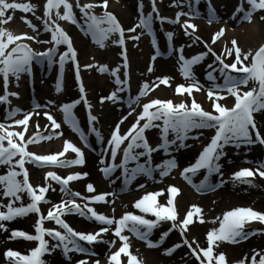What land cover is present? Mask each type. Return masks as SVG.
<instances>
[{
  "label": "snow or ice",
  "instance_id": "snow-or-ice-1",
  "mask_svg": "<svg viewBox=\"0 0 264 264\" xmlns=\"http://www.w3.org/2000/svg\"><path fill=\"white\" fill-rule=\"evenodd\" d=\"M151 11L144 13L143 0L138 5L140 15L138 22L132 28L125 29L113 12L108 11V0H96V2L80 3L76 0L75 7L79 8L83 25L82 31L91 36L92 41L99 47H106V41L111 39L113 44L125 46L126 39H139V35L127 36L126 33H134L139 27L152 37L153 47L156 49L152 57L154 61L157 56L161 55L157 41L154 35V21L163 24L167 21L170 24L180 23L184 35L188 36L193 43L199 42L201 38L196 36L197 25L193 23V19L199 16V10L193 5L192 0H172L173 6L187 5L188 11H184L181 7L180 11L175 13V18L161 15L157 8V0H150ZM199 3V0H196ZM209 13L208 23L219 19L216 15L212 0H207ZM236 7V12H242V19L251 21L252 15L257 10H264V0H246ZM36 6L31 3H19L12 0H0V25L12 19L11 16H5L8 9H22L24 12L32 11ZM63 8L61 12L60 9ZM101 7L103 11L97 14L94 9ZM53 10H55L56 19L52 18ZM235 14V13H234ZM188 17L181 23V17ZM40 18V17H38ZM42 19L45 32L50 33V39L40 41L38 35H29L28 33L14 34L12 31L0 26V76L3 78L4 94L0 95V103H8L11 105L9 96H18L16 92H9L8 85L10 77H14L19 82L22 74H32L33 63L42 64L47 61L49 67L58 64L59 73L56 81V91L59 93L63 87V73L66 64L70 61L75 70V78L79 82L80 99L60 104L59 110L63 114V124H67L73 132L77 133L84 147L90 148L88 137L80 126V122L73 111L77 104L83 101L87 109L89 132L93 133L98 141H104L101 131L95 127L98 117L92 113V105L86 97V89L81 78V65L78 59V50L74 45L73 38L62 27L58 20H64L73 24H78L76 14L73 11V4L70 0H46L44 4V15ZM264 19V16L261 17ZM38 33V28L32 24L30 20L26 21ZM226 29L221 26L219 30L211 36V41H204L205 51H200L185 56V45L178 47L173 46L174 32L167 31L165 33L168 40L169 54L178 53V66L181 76L187 83L177 84L175 93L183 96L185 93L191 102L181 99L175 102L173 99L152 98L141 105V111L136 115L135 121L130 127L121 132V124L127 119L122 116L111 130L107 138L106 145L103 148L99 163L100 171L105 179H109L110 183L115 184L116 179L122 180L120 191L128 190L129 186L138 176H144L149 180H156L155 173L158 171L160 178L170 174V172L178 167L177 159L172 153L189 145L186 141L198 139L202 134L200 130H214L209 142L203 146L198 156L191 164L185 166L181 172V177L194 187L197 191L212 190L224 183L220 180L218 184L212 185L209 178L213 174L223 176L221 158L226 155V146H234L240 148L241 145H252L259 143L264 145V135L261 134L254 114L264 112V44L253 52L251 49L243 51L237 44L235 38L231 40V46L227 45L224 51L217 53L213 45L223 37ZM118 38H113L117 36ZM30 40L37 43H50L48 47L42 51L32 48L29 43L23 41ZM65 46L63 51L60 47ZM211 54L214 57L212 63L207 65L209 71L205 73L206 79L210 82L207 86L202 84L196 77L194 66L204 60L206 56ZM123 59L124 79H121L118 72L120 66L109 68L106 64L98 62L84 64V69L95 68L98 72H110L115 78L116 87L107 96H101L100 102L110 101L112 103H126L130 109L128 115L135 112L133 104L140 105L142 97H147L149 93L158 88L160 84L170 86L171 78L168 76L156 77L151 83L142 82L135 96L129 95L126 99L122 96L130 90V81L128 79L129 60L127 58L126 49L121 52ZM58 57V60L56 59ZM228 57H232L230 63L226 62ZM153 66L149 65L148 71L151 72ZM219 73V77L215 73ZM222 79V82L220 80ZM252 85L249 87V85ZM247 88V90H244ZM206 91V98L210 103L212 110L205 109L199 103L194 92ZM226 96L234 98V103L229 107L222 101ZM55 105V101L49 100L47 104L40 105L35 103L33 109H48ZM18 114H22V118H15ZM39 116L36 111H25L19 107H9L6 120L9 123L0 122V167L6 168V171L0 173V230L7 231V224L17 217H24L30 213H35L37 219L34 224L35 234H30L24 230L12 229L9 239L25 238L30 241H37V245L30 249L28 254H22L19 251L7 249L4 252L5 258L9 264H45L42 257L45 254L52 253L55 249H62L65 257L71 259L69 253L78 252L84 254L95 255L89 247H85L81 241L93 245L96 242L104 240L102 233L112 231L121 241L116 251L111 252L108 256L109 264H122V254L126 257L123 264H142L132 251H130L129 236L124 235L127 230L138 239L145 241L149 247H157L162 245L164 239L174 229L180 231L183 237L181 242H177L170 247L164 249L166 255H171L181 244L187 245L199 264H228L226 254L220 252L214 255V245L221 241L236 243L239 240H246L256 231H264V229H253L248 231L246 225L253 221L264 223V212L257 211L252 207H234L223 213L219 220V227L210 229L207 232V247H200L196 243L193 247L195 238L190 242L187 239L186 232L189 225L193 223V216L203 222L201 208L193 205L185 214L183 219L178 218V206L174 202L179 189L176 186L169 185L168 188L158 189L156 191L145 192L140 198L133 202L134 209L139 210L140 214L133 211H125L116 218L104 213L98 212L91 205L93 203H111L108 197L114 196V193H97L93 183L86 185V191L90 195L84 196L79 191H73L70 188V182L87 177V172H69L67 175H60L56 171H46L44 173L43 184H33L30 180V170L26 165L36 167L50 168H69L72 166H80L85 164V154L81 147L74 144L71 140L65 139L63 148L57 152L47 154H37L30 151L28 146L40 141L50 140L55 137H61L62 132L56 131L61 128V122L57 121L52 112L45 110L43 115L49 121L43 126L47 129L45 132L41 129V125L35 124V131L31 135L25 136L30 130V119L33 116ZM20 126L22 130L16 131L12 126ZM159 129L160 142L153 147L146 136V130ZM195 135H192L193 133ZM171 135V139L169 138ZM6 142V143H5ZM163 151L168 158L161 160L159 163H153V153ZM71 151L75 154L74 158H67L66 153ZM122 153V158L117 162L118 156ZM105 154H109L107 157ZM141 158H144L143 160ZM120 170V176L110 179L113 174ZM201 170H205L204 178L197 185L193 181ZM264 177V163H258L253 170L249 168H241L231 174L234 182L243 184H252L250 177L256 174ZM52 182L59 185V190L63 194L59 202L53 203L46 195L53 188ZM138 189H143L145 184H137ZM167 193L166 205L158 201V197ZM27 196L28 202L24 203ZM81 202H78V199ZM7 203H4V200ZM19 202V203H18ZM42 204H50L47 213L42 211ZM78 214L89 220L100 223L101 227L92 232L77 231L63 218L67 214ZM147 214H151L154 219L147 218ZM45 221H52L58 228H48L44 226ZM164 222H171V226L161 233L158 240H152L151 236L154 229L158 228ZM114 226V227H113ZM62 229V230H61ZM55 240L56 243L49 244V240L45 236ZM111 247L116 243L115 240L104 241ZM201 253L203 256L201 257ZM258 257V259H257ZM76 264H88L86 259L79 260ZM93 264H100L97 260ZM232 264H264V252L253 250L250 259L245 257Z\"/></svg>",
  "mask_w": 264,
  "mask_h": 264
},
{
  "label": "bare ground",
  "instance_id": "bare-ground-1",
  "mask_svg": "<svg viewBox=\"0 0 264 264\" xmlns=\"http://www.w3.org/2000/svg\"><path fill=\"white\" fill-rule=\"evenodd\" d=\"M31 4L36 5V9L40 10V6L37 5L36 0H28ZM237 2L241 3L242 0H213V7L215 8L216 15L219 17V22H212V23H206V19H208V13H209V8L207 5L199 0V3L195 4L194 6L196 7L197 5H201L200 11H199V16L198 19L193 21L197 25V30L196 33L198 36L201 38L199 42L193 43V41L188 37L184 35V32L180 29L179 31L176 30V37H175V44L178 46L183 44L185 45L184 48V54L185 56H191L194 53H197V51H205L204 47V41H207L209 34L214 30L217 29V26L221 27L224 26L226 31L224 33V37L222 39H219L217 43L213 45L214 50L217 53H221L224 51L225 46L227 45L228 47L231 46V40L233 38L236 39L237 44L241 47L243 51H248L252 50L255 52L256 49L259 48L261 44L264 43V19H261L262 16H264V12L261 10H257L256 12L253 13L252 15V20H242L240 19L242 17V14L237 13L234 14L232 13L233 9H236ZM243 2L246 5V0H243ZM109 3L112 5L113 8L117 9L118 15L120 18L123 19V21H128L132 14H135L138 8V3L132 2L131 5L129 6L128 12L124 11L118 4V0H109ZM165 5L169 4L173 9H175L172 14L176 13L177 11L181 10V7H183L184 11H188L187 5L183 6H173L172 5V0L170 1H165ZM163 4V5H164ZM166 8V7H165ZM172 15V16H173ZM240 19V23L236 26V20ZM184 18L181 19L183 21ZM218 20V19H215ZM126 27V26H125ZM153 27L155 29V38L157 40V45L160 47V44L163 43L162 39L163 36L166 37L165 33L170 30L169 27H166L163 24V27H161V24L154 22ZM160 28V30L158 29ZM169 29V30H168ZM219 30V29H218ZM141 31V29H139ZM127 36H131L130 34H125ZM50 36V34H49ZM73 40H74V45L78 50V57L80 61V65L82 66L83 64H89V63H94L95 59H88L87 56V50H86V45L90 43L91 40H88L89 38H86L79 32L74 31L73 35ZM86 38V40H84ZM132 39H126L127 41V54H128V59H129V81H130V90L122 93L121 95L125 97V99L129 96H135L139 90V86L142 84L144 81H148L151 83L156 77L159 76H168L171 78L170 86H166L164 84H160L158 88L152 90L147 97H142L140 101V105H137L136 112H140L141 105L144 102H147V100H150L152 98H161V99H173L175 102H179L181 99H185L189 102H191V98L187 96L185 93L183 96L177 95L175 93V88L172 87V84H174L177 80L179 79H184L179 71V66H178V53L173 55L172 58L168 60H163L160 58H157L153 61L152 57L155 54L156 49L152 45V37L148 38V36L144 37L142 35H139L138 42H141L142 44L147 42L149 43L150 48L139 51L137 49V46L131 42ZM174 47H178L177 45ZM109 49L113 52H115L116 47L113 45L111 46L110 44L108 45ZM224 46V47H222ZM148 47V44H147ZM163 51L165 53L166 50V45H165V40L163 44ZM119 51V56H120V49ZM97 57H101V60L103 62H108L109 68H114L117 66H120V71L118 72V75L122 73V78L123 79V65H122V60L121 57L119 58L120 63L114 56L112 60H108L107 57L103 54H98ZM96 57V58H97ZM208 59V61H213L214 57L209 54L204 58L203 61H201L198 65L194 66V72L196 74V77L200 80L202 84L207 86L210 82L206 79L204 72L206 70H209L205 60ZM232 60V57H228L227 61L230 63ZM43 64V63H42ZM41 64V65H42ZM40 65V64H39ZM149 65L153 66V70L151 72L148 71ZM38 70V69H37ZM37 75H39V72H37ZM81 75L82 79L84 82V86L87 91L88 98L90 99V103L93 107L94 115L98 117V121L95 122V127H97L102 135L104 133L100 129V123L102 122H107V119H104V117H108L109 114H117L119 111L125 108L126 103H112L110 101H105L104 104L100 107L101 110H97V108L94 106V98L97 96L100 98L101 96H107L111 91L114 90V88L117 86L115 82V78L110 74V72H107V74H103L101 72H98L95 68L89 70V69H84L81 67ZM219 77V73H215ZM40 79H37L36 82H34V86L39 89L41 82H49L50 79L46 78L45 75H43ZM74 82V81H73ZM174 82V83H173ZM222 82V79L220 80ZM23 80L19 79V85L22 86ZM63 87L67 86V89L69 92H74L71 84V80L69 79L68 74L66 73L65 78H64V83ZM252 85L250 84L249 87ZM20 89V87H18ZM244 90H247L245 88ZM101 93H105L104 95ZM193 95L195 96L196 100L202 104V106L207 109V110H212L209 101L206 98V91L201 90L200 92H194ZM53 94L49 91L46 90L42 92V99L39 97L34 96L33 94L28 95V100L30 102H37L39 104L45 105L49 100L52 99ZM17 101L21 103V105H25L24 101L25 99H22L20 97H17ZM225 105L231 106L234 103V98L231 96H226L225 99L222 101ZM129 108V107H128ZM75 112L79 122L80 126L83 129V119L80 117L81 111L84 113L82 107L81 109L76 107L73 109ZM44 111L39 112L40 115L43 114ZM33 116L30 119V127L32 131H35V123L36 121H41V116ZM259 131L264 135V112L262 113H257L254 114ZM127 116V119L125 120V123L121 127V132L125 126L130 124L132 121L134 122L135 117L134 116ZM58 117H61V115H58ZM42 127V126H41ZM63 130L68 131V132H73L72 129L67 125L63 124ZM84 130V129H83ZM202 134H206V131L200 130ZM47 134V132H45ZM30 135V133H25V136L27 137ZM90 139L93 145V152H87V150L84 151L85 154V164L77 166L79 169V172H87L89 175L87 177H84L82 179H78L75 186L79 192H86V185L91 182L93 184H96L97 182V171L98 168L101 166L99 163L104 144H101L100 141L97 140L95 135L93 133H90ZM60 139H56L53 137L50 140L46 141H40L35 144H31L28 146L30 151H35L38 154H47L50 152H57L62 150L60 148ZM6 143V142H5ZM186 144L189 146L186 148H182L178 151H174L173 155L176 157V159L179 158H186L185 156L193 158L194 156H198L199 152L202 150L200 147L196 146L193 147L192 144V139L189 138L186 141ZM156 144H152L153 147H155ZM226 151V155L222 157L224 162H220L222 165L225 164V162H232L235 160L236 156L232 154L231 152ZM106 157L109 154H105ZM153 163H159L161 162L162 159L166 158L165 154L163 151H159L156 153H153ZM66 157H68L67 153L65 154ZM121 155L118 156L117 162L119 161ZM246 161H251L255 162L256 164L259 163L257 156L253 155H246L245 157ZM142 160L144 158H141ZM30 169V179L32 182L36 184H43L44 183V177L39 174V171L37 170L36 166H33L31 164L28 165ZM74 170L75 168H66L65 171ZM57 172H60L62 169L57 168ZM253 178V179H252ZM111 179H115L113 176ZM146 179L144 176H138L136 180L132 182V184L129 186L128 190L124 192H129L133 193V202L140 198L143 194H140V192L137 190L136 185L141 183V180ZM147 180V179H146ZM252 184L249 187H245L243 185L238 184L237 182H224L223 187L226 188L227 191L230 193H237L238 195H258L261 193H264V178L263 177H251ZM76 181V180H75ZM53 188L55 189L50 190L46 195L49 197V199L53 202V200L57 199L60 200L62 198V193L59 190V187L55 186V183H53ZM109 189L112 192H118L121 188V184L119 182H115V184L109 183ZM179 200H178V210L180 211V214H186L191 206L196 205L201 208V215L203 216V222L198 220L195 216H193V223L189 225V229L186 232L187 239L192 242L193 238H195V242L193 243V247L196 246V243L202 246H207V232L209 229H213L214 225V220L215 218L213 217V214L215 213L213 211V206H215V203H212L210 206V213L209 211L205 208V203L203 202H196L195 200L189 201L184 197V194L178 195ZM164 196L158 197L159 200L162 199ZM27 196L24 198V202L27 200ZM112 201V199H108ZM187 201V203H185ZM189 201V202H188ZM7 200H4V203H6ZM195 202V203H194ZM19 203V202H18ZM103 205H108V203H103ZM50 204H42L41 208L47 209V207H50ZM209 213V214H208ZM148 215V214H147ZM67 219L71 223L72 226H74L75 230L77 231H84L86 227L88 226L89 223L92 222V220H89L85 217H81L78 214L72 213V214H67ZM31 217L30 216H25V217H19L14 219L11 222H5L6 224H19L26 229H31ZM254 222V221H253ZM169 224H161L158 228H156L151 236L149 237L150 239L154 240L156 237H160L161 233L164 232L165 228H168ZM248 231H252L255 229L254 227H247L246 228ZM153 235V236H152ZM9 236H6V233L2 230H0V242L3 244H13L15 247H18L19 249L23 251H27L29 253L30 251V245L29 243H26L24 241H19L15 239H9ZM104 240L100 241L96 247L93 249L89 247L88 244H83L85 247H89L92 252L95 253V256H92L88 264H93L95 261H99L98 256L101 254H105L109 250V244L104 242V241H111L115 240L116 243L114 244L115 246L120 243L121 241L119 240L118 237H116L111 231H109L107 234L104 236ZM176 237V233L174 230L169 233V235L165 239H173ZM263 241H264V232L260 231V234L258 232H254V234L250 235L246 240H243L242 242L239 241L238 244L236 245H230V242H218V244L214 245V254H218L220 252L226 253V252H231V253H236L237 255H241L243 257H246L247 255L251 254L253 250H262L263 247ZM49 244L51 245L52 243L49 241ZM132 249L134 247L138 248V252L141 253V255H145L146 259H150L151 256L150 254L154 256H162V260L165 264H193L190 262L188 257H185L180 251H176L172 253L171 255H166L163 252V247L157 246V247H149L147 246L145 241H131L130 242ZM135 250V249H134ZM76 252H71L69 253V256L75 254ZM42 259H44L45 264H63L62 261V256L59 253L57 249H55L52 253L50 254H45ZM100 264H103L100 262ZM123 264V262H122Z\"/></svg>",
  "mask_w": 264,
  "mask_h": 264
},
{
  "label": "rangeland",
  "instance_id": "rangeland-1",
  "mask_svg": "<svg viewBox=\"0 0 264 264\" xmlns=\"http://www.w3.org/2000/svg\"><path fill=\"white\" fill-rule=\"evenodd\" d=\"M36 1L39 2V4H41L42 10H39V11L35 12L34 9H33L32 11L24 12L22 9H8L6 11L5 16L6 17L7 16H11L12 19L10 21H7L3 25H0V26H2L4 28H7L8 30L12 31L14 34H17V33H28L29 35H38V39L40 41L49 40L50 37L48 36V32L44 31L43 23H42V19H41V18H43V15H44V4L46 3V0H36ZM132 1H134V0H120L121 5L123 7H126V5L129 6V3L132 2ZM135 1L140 2V0H135ZM148 1L149 0H143L144 8H146L145 10H150L148 8ZM203 1H207V0H203ZM8 2H12V0H8ZM15 2L30 3L28 0H15ZM70 2L73 4V11L75 12L76 16L79 17L81 20H83L82 17H81L80 11L77 9V7H75L76 0H70ZM87 2H90V0H80V3H87ZM91 2H96V0H91ZM157 2H158V0H157ZM192 2H194V1L192 0ZM212 2H213V0H212ZM158 3H157V7L160 10V12H164L165 15L169 14L170 10L167 11L166 8H164L165 6H162V7L158 6L159 5ZM96 8H100V7H96ZM172 10H173V8H172ZM60 11L61 12L63 11L62 7H61ZM138 16H139L138 14L137 15L136 14L132 15L130 20L128 21L127 25L128 26L129 25L132 26V24L136 25V18ZM38 17H40V18H38ZM197 17H195L193 19V21H195V19L197 20ZM52 18L56 19L55 10H53ZM171 18L174 19L175 17H171ZM186 18H188V17H186ZM28 20H30L32 22V24H35L37 26V28L39 30L38 33L33 32V29L26 22ZM167 25L173 31L178 30V28H179V23H177V24L168 23ZM131 34L136 35L137 32L131 33ZM113 38H116V37L114 36ZM25 41L27 43H30L32 48L34 50H37V51H42V50H44V49H46L48 47H51L50 43H37L36 41H30V40H25ZM109 43H111V39H109L108 42L106 41V45H108ZM145 49H148L147 42H145L144 44H142V45H140L138 47L139 51H142V50H145ZM87 54H88L87 58L94 57L95 61L100 63V64H108V63L107 62H103L101 60V57L100 58L97 57L98 54L105 55V57H107V59H109V60H111V58L113 56H116L117 60L119 61V56H118V50L117 49L115 50V52H113V51L111 52V50L109 48L108 49L106 47L101 48L97 44H95L94 42L88 45ZM169 57H166L165 60H168ZM206 62L208 63V61H206ZM121 77H122V75H121ZM23 78H24V81H25V84H26V77H23ZM185 82H187V81H185L183 79H179L174 84H181V83H185ZM12 83H13L14 86H15V84H17L15 78H14V80L12 79ZM47 85L48 86H46V84L43 83L42 84V88L51 90V87L49 86V82H48ZM50 85H52V82H51ZM101 94L104 95L105 93H101ZM74 95L76 96L75 93L73 95H71V96L70 95H66L65 96V93H64V95L62 96L63 99H61V101H69L71 98H73ZM52 101H54V100H52ZM57 104L58 103H55V105L50 106V108L55 109ZM94 104L97 106V109L99 107V110H101L100 107L104 103H101L100 102V98L96 97V98H94ZM140 111H141V108H140ZM122 112H123V114L126 113L125 109H122L121 111H119L120 114ZM137 114L138 113L136 112L135 116ZM117 115H118V113L115 114V115L111 113V114H109L108 117H104V119H107L106 123L105 122L100 123V129H102L103 133H105L104 137L106 136L108 131L111 129L112 125L114 124V122H115L114 120H116L120 116V115H118V116ZM132 123L133 122H131L130 124L125 126L123 128L122 132L126 131L130 127V125ZM46 124H48V123H46ZM149 131H151V129ZM212 132H213V130H206V134L205 135L201 134L198 139H193V143L195 145H202V143H205V145H206L209 142V140H210L209 136H210V134H212ZM62 137H63V135L60 138H62ZM169 138L171 139V135H170ZM148 140H149V138H148ZM153 141L154 142H158L159 141V129H157V131H155V136L153 137ZM226 148L230 149L231 151H233L232 153L236 154V158L232 162H228V163L225 162V164L222 165V172H223V176L222 177L220 175H218V174H213V175L210 176L209 182L212 185L218 184V182L220 180H223L224 182L227 181V182L232 183L233 180L231 178V174L233 172H235L239 166H241V167L253 166L251 162L246 161L245 158H244L247 155V153L249 152V150H252L253 154H255V155H259L260 152H261V148L259 146V143L252 144V145H247V146L241 145L240 148H236L234 146L229 145V146H226ZM166 158H168V157H166ZM166 158H164V159H166ZM193 160H195V159L191 158L189 160L188 157H186V158L182 157V158L177 159L178 167L173 169L170 172L169 175H167V176H165L163 178H160L159 172L157 171L155 173L156 180H149L147 178H146L147 180L146 179L141 180V183L145 184V187L143 189H138V191H140L143 194V193L149 192V191H156L158 189H164L165 184L174 183V181L175 182L177 181V176L176 175H177L178 168L180 166H183V164H186L187 162H191ZM224 161L225 160H223L221 158L220 162H224ZM4 171H6V168L0 169V173H3ZM41 174H44V170L41 171ZM204 175H205V170L200 171L198 173V175L193 177V181L197 185H199V182L204 178ZM115 177H117V175H115ZM118 181L120 183H122V180L118 179ZM74 182L75 181L72 182V185L70 184V188L73 191H76L74 189L75 188L74 187ZM105 184H106V181L105 180H100L99 177H98L97 178V184H94L96 192L102 191L104 193H107L108 190H107ZM239 184H241V185H243L245 187L251 186V184H243V183H239ZM181 187H182L181 190L183 191L184 197L187 200H189V201L195 200L196 202L205 203L204 204L205 208L209 211V213L211 211L210 206L212 205V203H215V206H213V211L215 212L213 214V217L215 218L214 225H213L214 228H218L219 227V220H217L216 218L217 217L222 218L223 213L226 210L230 209V208L237 207V206H251V207H255V208L264 209V193H261V194H258V195H252V194L249 195L248 194L247 196L238 195L235 192L230 193L229 191L226 190L225 187H223V185L218 186V188H216L215 190L213 188L212 190H205V191H196V189L194 187H192L191 185H189V184H182ZM82 195H84V196L86 195L87 196V195H90V193H88L86 191V192H83ZM131 196H132V194H130L129 192L127 193V192H124V191L123 192L120 191V192L114 194V196L112 197V203H108V205H106V206L103 205V203H99V205H94L93 207L98 212L104 213V214L109 215V216H115L116 218H118L120 213L123 210L132 209L133 202H132ZM185 203H187V201ZM179 219H180V217H179ZM217 224H218V226H217ZM247 225H249L250 227L251 226L255 227L256 229H260L259 228L260 226H258L257 222H253V223H250V224H247ZM101 226H103V225L98 226L96 224H92L91 226L88 227V231L87 232L92 231L93 229L99 228ZM15 227H17V226H15ZM10 228H14V226L11 227V226H9V224H7V229L8 230L7 231L2 230V231H4L6 233V236H10ZM257 232H258V234H260V231H257ZM125 233L127 234V236H129L130 239H134L136 241H142V240L138 239L136 236H134L133 234H131L130 232H128L127 230H125L123 234L126 235ZM104 234L105 233L101 234V236L104 235ZM182 239H183V237L180 234H178L177 237H175V238H173L171 240H168L163 245V248H162L163 252H164L165 248L170 247V245L175 244V243H177L179 241H182ZM52 241L54 243L56 242L55 240H52ZM238 242L233 243L232 245H236ZM120 243H118V244H120ZM118 244H117V246H118ZM262 245H263V247H262L261 252H264V241H263ZM11 246H12L11 244L6 245V244H3V243L0 242V264H4L5 263V261L2 260V258H1L3 248H7V247H11ZM202 247H206V246H202ZM116 249H117V247L111 246L110 250L107 253L98 256L99 257V262H101L103 264H109L108 256L111 254V252L116 251ZM134 249L130 248V251H132L133 254H135L139 260H141L142 264H165L163 262V260H162V256H160V255L154 256V255L150 254L151 258L150 259H146L145 255H141V253L137 251V250H139L138 248L134 247ZM177 251L182 252V254L185 257H188L190 259L191 263L198 264V262H196L191 256H189V253H191V250L189 248H183L182 247V248L177 249ZM225 254H226V259L228 261V264H230L231 262H234V261H239L241 259H245L242 256H239L236 253H231L229 251L226 252ZM251 256L252 255H250L247 258L250 259ZM123 257L125 259V256H123ZM78 258H80L79 255L78 256H71V259H68V260L65 258V262L63 264H70L71 262H73V260H76Z\"/></svg>",
  "mask_w": 264,
  "mask_h": 264
}]
</instances>
